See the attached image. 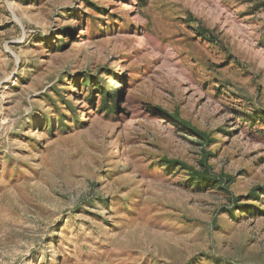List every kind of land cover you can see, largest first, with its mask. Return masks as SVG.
<instances>
[{
	"label": "rangeland",
	"instance_id": "obj_1",
	"mask_svg": "<svg viewBox=\"0 0 264 264\" xmlns=\"http://www.w3.org/2000/svg\"><path fill=\"white\" fill-rule=\"evenodd\" d=\"M255 112L264 0H0V264H264Z\"/></svg>",
	"mask_w": 264,
	"mask_h": 264
},
{
	"label": "trees",
	"instance_id": "obj_2",
	"mask_svg": "<svg viewBox=\"0 0 264 264\" xmlns=\"http://www.w3.org/2000/svg\"><path fill=\"white\" fill-rule=\"evenodd\" d=\"M104 100H105V104H109V101H107V99L110 97L109 93H105V95H102ZM114 97V96H113ZM106 106V105H105ZM172 119L175 121L177 120V116L176 117H172ZM253 119L254 121H259V120H263L264 121V116L259 114V113H253ZM178 164V166H181L182 164L176 163ZM167 166L169 167L168 170L171 171L172 168L175 166V163H167ZM187 186H190L192 188H194L196 191H203V190H209L212 188H218L220 186V183H218L216 181V179L214 178V176L209 175L208 173H204V175H192L190 177V179L188 180ZM264 194V193H263ZM253 197L255 198H259V194H255L253 195ZM263 199L261 198L260 201H262ZM247 214L251 215V210H244ZM254 211H258L257 209H254ZM261 214H263V212H261ZM254 215V214H252Z\"/></svg>",
	"mask_w": 264,
	"mask_h": 264
}]
</instances>
